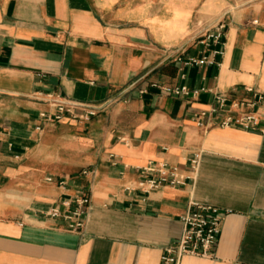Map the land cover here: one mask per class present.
Wrapping results in <instances>:
<instances>
[{
	"label": "crops",
	"instance_id": "obj_1",
	"mask_svg": "<svg viewBox=\"0 0 264 264\" xmlns=\"http://www.w3.org/2000/svg\"><path fill=\"white\" fill-rule=\"evenodd\" d=\"M219 22L218 66L176 61ZM245 88L264 93V0H0V264H163L193 203L227 213L213 256L178 264H264V134L194 119ZM49 95L100 109L47 123ZM160 162L183 184L138 190Z\"/></svg>",
	"mask_w": 264,
	"mask_h": 264
},
{
	"label": "built area",
	"instance_id": "obj_2",
	"mask_svg": "<svg viewBox=\"0 0 264 264\" xmlns=\"http://www.w3.org/2000/svg\"><path fill=\"white\" fill-rule=\"evenodd\" d=\"M225 24L217 23L212 28H202L198 31L194 40L204 47L200 57L189 56L183 59L177 56L176 61L184 66H218L216 58L223 54V37ZM167 94L175 97H189L198 94V90L190 91L185 85L167 87L163 89ZM247 99H231L225 94H216L213 105L207 111L194 116L197 125L203 129L211 126L222 128H237L244 131L259 132L264 134V93L253 88H245ZM52 113L42 112L40 117L47 123L60 122L65 116H73L78 119H89L96 115L100 107L89 106L60 99L58 96L49 95ZM81 111V115L76 114ZM78 115V116H77ZM217 118V122L208 125L205 119ZM40 130V126L36 128ZM198 163V156L191 161L193 167ZM142 178L137 183V189L144 193L158 189L164 185L177 186L183 184V176L177 166L167 163H150L141 169ZM83 174H86L84 171ZM52 182V176L46 178ZM63 184V183H61ZM77 208L68 213L64 218L71 221L70 229H76L82 225L80 216L84 213V207L89 204V198L85 195L75 200ZM70 202H63V206H69ZM226 211L212 205L193 203L183 213L179 220L182 226L180 235L172 243L162 250L160 260L163 264H178L184 256L210 258L217 244L221 224L226 216ZM51 217H59L60 211L52 208L48 212Z\"/></svg>",
	"mask_w": 264,
	"mask_h": 264
},
{
	"label": "rangeland",
	"instance_id": "obj_3",
	"mask_svg": "<svg viewBox=\"0 0 264 264\" xmlns=\"http://www.w3.org/2000/svg\"><path fill=\"white\" fill-rule=\"evenodd\" d=\"M55 153H56V152H54V156H56ZM59 155H60V157H62L63 159H66V158H67L66 154H64V153L62 152V150H59ZM52 156H53V153H51V150H50V151L47 153V158L51 159Z\"/></svg>",
	"mask_w": 264,
	"mask_h": 264
}]
</instances>
